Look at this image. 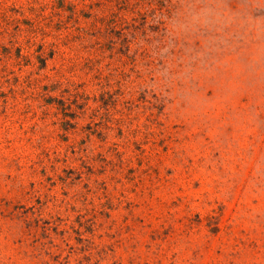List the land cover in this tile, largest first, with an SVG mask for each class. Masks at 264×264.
I'll use <instances>...</instances> for the list:
<instances>
[{
  "label": "rangeland",
  "instance_id": "obj_1",
  "mask_svg": "<svg viewBox=\"0 0 264 264\" xmlns=\"http://www.w3.org/2000/svg\"><path fill=\"white\" fill-rule=\"evenodd\" d=\"M0 264H264V0H0Z\"/></svg>",
  "mask_w": 264,
  "mask_h": 264
},
{
  "label": "trees",
  "instance_id": "obj_2",
  "mask_svg": "<svg viewBox=\"0 0 264 264\" xmlns=\"http://www.w3.org/2000/svg\"><path fill=\"white\" fill-rule=\"evenodd\" d=\"M44 65H46V64H44Z\"/></svg>",
  "mask_w": 264,
  "mask_h": 264
}]
</instances>
